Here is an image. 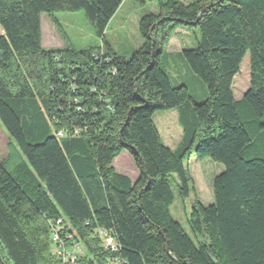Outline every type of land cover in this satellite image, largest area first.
<instances>
[{
  "label": "trees",
  "instance_id": "trees-1",
  "mask_svg": "<svg viewBox=\"0 0 264 264\" xmlns=\"http://www.w3.org/2000/svg\"><path fill=\"white\" fill-rule=\"evenodd\" d=\"M123 1L0 0V125L25 157L10 169L0 160V264H61L50 247L58 218L83 247L75 264H264V0H150L158 10L139 18L128 55L105 38ZM78 10L97 45L43 48L40 15L59 29L54 13ZM184 27L199 31L179 55L204 86L200 102L167 70L165 48ZM245 55L248 87L236 100ZM172 109L182 131L173 149L153 119ZM122 151L134 181L111 165ZM191 155L223 166L213 201L189 207L194 240L170 213L174 192L194 195Z\"/></svg>",
  "mask_w": 264,
  "mask_h": 264
},
{
  "label": "rangeland",
  "instance_id": "rangeland-1",
  "mask_svg": "<svg viewBox=\"0 0 264 264\" xmlns=\"http://www.w3.org/2000/svg\"><path fill=\"white\" fill-rule=\"evenodd\" d=\"M183 3H189L193 0H179ZM158 7L155 1L150 0H124L122 7L120 8L117 15L111 20L110 25L107 27V37L114 40L115 43L118 41L117 46L124 42H128L130 50L135 47V40L141 43L138 34V20L139 18L148 12H157ZM54 16L60 24V28H56L50 21L49 17L42 13L40 15V27H41V46L45 49H55L64 48V46H69L75 50H84L89 47L95 46L98 43V39L94 35L92 28L82 10L74 12H55ZM182 31L177 34H173L169 45L167 44L165 51H171L176 45H181V48H194L196 46V40L199 37V31L196 27H184L181 28ZM125 46V45H123ZM164 57V56H163ZM165 58L171 65H179L178 58L172 54L167 55ZM248 75H249V64L248 55H245L237 75L234 76L233 80V95L235 98H240L244 93L245 89L248 87ZM185 82H187L192 96L195 102H200L204 100V95H199V92L193 89L192 83L184 77ZM175 83V81H172ZM171 115L172 121L169 120L170 133L168 137H163L164 143L169 146H175V144L181 138V128L176 121V113L171 111H160L155 113V122L161 131V124L159 117L161 115ZM163 136V135H162ZM123 154H119L118 157L114 159V163L117 162ZM0 160L6 162L7 168H11L13 164L25 161V157L19 150L13 139H10L6 134L5 130L0 125ZM188 167L190 170L193 186L194 195L191 194L188 198L183 201L180 200L176 192L175 200L173 205L170 206V213L172 218L180 223L183 230L194 240V235L190 231L187 223L186 217L189 212V207L196 197L203 205H208L213 201L212 196V180L215 175H217L223 169L222 164L213 162L208 158L197 159L195 155L189 156L187 159ZM135 165L133 160L129 165L126 166L127 172L131 176L134 175ZM182 205L184 206V211L182 210ZM81 244V243H80ZM52 245V242H51ZM82 246V245H81ZM51 247V252L55 254V250ZM83 248V247H82ZM6 260V259H5Z\"/></svg>",
  "mask_w": 264,
  "mask_h": 264
},
{
  "label": "crops",
  "instance_id": "crops-1",
  "mask_svg": "<svg viewBox=\"0 0 264 264\" xmlns=\"http://www.w3.org/2000/svg\"><path fill=\"white\" fill-rule=\"evenodd\" d=\"M123 2L120 4V6L117 9V11L115 12V14L110 19L108 25H110L111 20L119 12L120 8L122 7ZM181 31H182L181 28H177L175 30V32H177V34H179V32H181ZM40 32H41V27H40ZM175 32H174V34H175ZM105 38H106L107 42L109 43V45L111 46V48L113 49V51H115L116 53L122 54V55H128L129 53L132 52V50H130V47L131 46H129V43L128 42H124L122 44L119 42L120 46L118 47L117 46L118 41L115 43L114 40H111L109 37H107V28L105 30ZM172 39H173V37L170 38V40H172ZM170 40L168 42V45L170 43ZM123 45H125V46H123ZM134 45L137 48L140 45V42L138 40H135V44ZM181 47H182L181 45H179V46L176 45L175 48H173L171 51H169V52L167 51V54H169V55L174 54L178 58V60L180 62L178 66H176V65H174V66L171 65L172 67L171 66H167V68H168L167 70H168V72H169V74L171 76L170 78L173 79L176 84H178V83H186L187 84V82H185V80H184V77H185L186 79H188L190 81V83H192L193 89L196 90V91H198L199 92V95H205V89H204L203 84L196 77H194L193 75H190L188 73V69L184 65L183 61L180 59L179 53L183 49ZM136 48H132V49H136ZM188 89L190 90L189 86H188ZM235 99L237 100L239 98H235ZM168 111H171V112L176 113V121L178 123V109H172V110H168ZM154 117H155V115H154ZM154 117H153V119H154ZM172 117H174V115L171 116L169 114L166 115L164 113H163V115H161V117H159V121H160V124H161V131H162V133H160V130L158 129V127L156 125V122H155V119H154V123H155V125L157 127V130L159 132V135L161 137V140H162L163 144H165L164 143V140H163V137L167 138L168 137V133H170V125L171 124L169 123V120L172 121ZM181 136H182V131H181ZM180 140H181V138H180ZM180 140L175 144V146H169L167 144H165V145L167 147L173 149V148H175L179 144ZM120 154H123V156L117 162H115V163H114V160H113V162L111 164L112 167L114 168V170L116 172H118L120 174H123V175H126L132 181H134L135 178L137 177V170L135 169V172H134V175L133 176H131L130 173L127 172V170H126V166L129 165L131 163V161H132V158H131L130 154L127 151H122ZM182 210L184 211V206L183 205H182Z\"/></svg>",
  "mask_w": 264,
  "mask_h": 264
},
{
  "label": "built area",
  "instance_id": "built-area-1",
  "mask_svg": "<svg viewBox=\"0 0 264 264\" xmlns=\"http://www.w3.org/2000/svg\"><path fill=\"white\" fill-rule=\"evenodd\" d=\"M61 135V132L58 133ZM69 225L62 218L49 222L50 240L55 254L61 258V264H75L77 256L83 253L81 244L75 240L74 234L69 232ZM102 246L110 252H115L118 245L115 238L105 230H99ZM112 264H126L120 257L113 258Z\"/></svg>",
  "mask_w": 264,
  "mask_h": 264
}]
</instances>
